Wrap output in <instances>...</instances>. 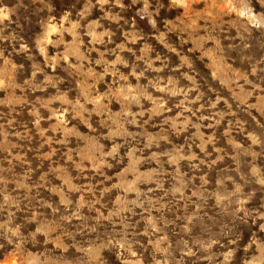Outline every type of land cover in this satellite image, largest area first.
<instances>
[{"label":"rangeland","instance_id":"1","mask_svg":"<svg viewBox=\"0 0 264 264\" xmlns=\"http://www.w3.org/2000/svg\"><path fill=\"white\" fill-rule=\"evenodd\" d=\"M5 227L26 264H259L264 0H0Z\"/></svg>","mask_w":264,"mask_h":264},{"label":"clouds","instance_id":"2","mask_svg":"<svg viewBox=\"0 0 264 264\" xmlns=\"http://www.w3.org/2000/svg\"><path fill=\"white\" fill-rule=\"evenodd\" d=\"M39 231L40 230L37 229V232ZM0 238H2V242H0V249L7 248L8 246H13V254L16 255L19 264H26L27 261V254L24 245L32 244L35 246L40 243L39 237L36 233L25 234L23 236H20L17 234L16 231H13L11 228L7 227H5L4 231L0 232ZM227 243L229 245H232V247L230 248L229 252L225 255L224 260L217 261V264H226L227 261L231 260L233 253H235L236 248L239 246L238 238L228 240ZM209 259H211V257H209ZM259 264H264V256H261Z\"/></svg>","mask_w":264,"mask_h":264}]
</instances>
